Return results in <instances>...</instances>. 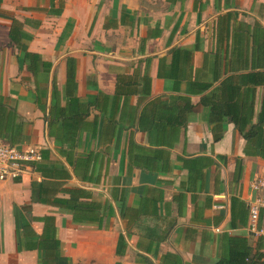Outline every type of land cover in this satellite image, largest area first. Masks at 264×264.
Returning a JSON list of instances; mask_svg holds the SVG:
<instances>
[{"label":"crops","instance_id":"0c3cea01","mask_svg":"<svg viewBox=\"0 0 264 264\" xmlns=\"http://www.w3.org/2000/svg\"><path fill=\"white\" fill-rule=\"evenodd\" d=\"M12 20L25 36L17 44ZM247 71L263 84L217 96L221 121L210 123L207 94ZM238 116L263 137L250 154ZM0 138L38 149L44 166L66 168L65 188L101 204L98 223L76 224L34 202L37 172L0 184V264L42 257L24 248V206L36 234L31 218H54L57 264H215L231 238L246 240L250 264L264 253L247 230L264 168V0H1ZM80 165L85 179L72 173Z\"/></svg>","mask_w":264,"mask_h":264},{"label":"trees","instance_id":"16d2710c","mask_svg":"<svg viewBox=\"0 0 264 264\" xmlns=\"http://www.w3.org/2000/svg\"><path fill=\"white\" fill-rule=\"evenodd\" d=\"M1 2V0H0ZM10 40L14 43H18L25 36L23 35L19 23L16 20H12L11 28L9 31ZM25 56L30 57L32 61H39L37 55L25 53ZM32 73H35V66L30 68ZM47 71V70H46ZM75 72L71 68L66 70V87L68 96L69 89L72 88ZM263 74L259 72L247 71L241 74H233L228 76L217 88H214L209 94H207L208 103L211 105V115L209 117L210 123H218L221 118L215 116V108L217 107V96L225 97H246L250 93V86L262 85ZM210 87V86H209ZM208 89V87H204ZM220 90H224L223 92ZM206 98V99H207ZM220 100V99H218ZM203 101V100H202ZM204 103H207L204 101ZM239 113L242 112L243 103L238 106ZM63 114V113H62ZM242 133V137L245 140V153L250 154V143H254V140L261 141L263 138L261 133H256L255 127L250 124L247 131L244 128L250 119L238 116L237 118H231ZM222 136L221 132L213 130L214 140L220 139ZM13 145V141L8 142ZM66 160L69 162L70 152L65 153ZM43 158L45 155L42 156ZM33 171L37 172L42 180L38 184L36 196L33 200L35 203L42 205H49L58 208H63L72 214V221L76 224H85L100 221V207L96 201L91 199V193L80 188H65L64 181L70 178V174L63 166H44L42 162H36L33 164ZM85 166H74L72 167V173L82 179H85V173L83 169ZM62 181V182H61ZM58 193L66 195L67 197H59ZM21 213L15 210L16 222L20 220L21 227L24 236V248L26 250H39L42 251V257L38 264H57L60 255V242L56 235V228L54 225V218L51 216H45L42 218H31L32 221L41 222L43 229L41 234H36L30 228V220L25 218V213L29 214L30 207L24 206L21 208ZM23 212H25L23 214ZM258 240L264 238L257 237ZM249 257V250L246 247V240L241 238H231L226 255L220 256L215 264H248L247 259ZM263 259L264 253L255 254V259L250 264H257L258 260ZM63 264H68L64 262ZM258 264H264L258 263Z\"/></svg>","mask_w":264,"mask_h":264},{"label":"built area","instance_id":"2783aa9c","mask_svg":"<svg viewBox=\"0 0 264 264\" xmlns=\"http://www.w3.org/2000/svg\"><path fill=\"white\" fill-rule=\"evenodd\" d=\"M41 160L38 149L11 145L0 138V184L22 179L33 172V164ZM253 197L247 202V230L264 237V168L250 184Z\"/></svg>","mask_w":264,"mask_h":264}]
</instances>
